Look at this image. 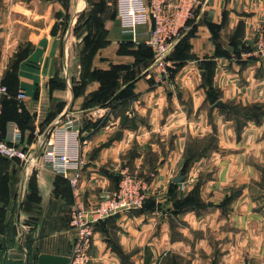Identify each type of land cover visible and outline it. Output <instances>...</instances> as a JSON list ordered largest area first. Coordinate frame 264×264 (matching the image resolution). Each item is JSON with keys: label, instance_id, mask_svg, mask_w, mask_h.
Returning <instances> with one entry per match:
<instances>
[{"label": "crops", "instance_id": "obj_1", "mask_svg": "<svg viewBox=\"0 0 264 264\" xmlns=\"http://www.w3.org/2000/svg\"><path fill=\"white\" fill-rule=\"evenodd\" d=\"M41 1L13 0L11 10L45 19L54 7L61 15L68 13L61 0L59 7L55 2L45 13L39 12L33 3ZM83 1L89 0H68L69 17H79ZM91 1L97 3L96 16H104L98 20L106 29L103 44L88 63L83 58L89 30L74 29V24L54 34V22L45 20V28L33 31L32 46L20 60L12 42L7 41L8 49L1 44L0 66L9 86L2 102L1 130L7 136L14 125L33 162L0 158L3 259L6 264H21L10 254L20 252L22 244L34 237L49 239L57 249L72 246L76 235L70 224L72 206L94 205L114 193L122 168L130 164L136 172L155 174L148 191L151 202L96 226L90 264H212L215 258L216 264H238L240 251L233 243L232 251L222 242L219 251L191 253L193 245L198 248L208 241L188 235L184 227L195 232L207 223L201 216L192 224L195 214L190 209L177 212L165 190L182 171L185 148L193 136L207 137L213 126L221 139L218 150L227 137L226 146L243 147L257 157L255 162L264 163V113L259 120L249 119L237 140L233 122L225 120L223 112L228 102L264 104V55L252 50L264 22V0H201L191 22L193 32L184 40L189 47L180 41L173 50L166 77L155 67L153 50L146 43L154 23L129 27L119 14L118 0ZM97 31L101 29H94V34ZM21 91L26 93L23 100ZM50 147L81 156L76 187L59 178L63 175L55 171L57 160ZM18 185L22 187L17 189ZM250 192L236 194L231 206L252 209ZM181 220L186 225L182 228L175 225Z\"/></svg>", "mask_w": 264, "mask_h": 264}, {"label": "rangeland", "instance_id": "obj_2", "mask_svg": "<svg viewBox=\"0 0 264 264\" xmlns=\"http://www.w3.org/2000/svg\"><path fill=\"white\" fill-rule=\"evenodd\" d=\"M55 2H58L59 7V0H43L33 4L38 5L39 12L45 13L46 10L54 7ZM14 3L13 0H0V47L3 42L8 49L7 41L12 42L10 47L16 50V58L32 46L33 31L45 28V20L48 23L53 21L52 29L56 30L59 28L70 29L71 24L75 25L74 29H82V31L89 29L94 31V29H101V26L106 27L105 24H100L98 20L104 16H96L97 3L90 2V0L80 2L78 7L82 17L79 15L77 18L75 15L73 19L65 17L70 13L71 2L61 3L65 9H68L66 15H59V8L54 7L51 11L52 16L48 19L38 15L20 16L11 10ZM111 7H113V4H111ZM111 17L109 15L110 20ZM256 35L252 50L258 54L256 52ZM0 71L2 72L1 66ZM252 105L254 104L244 105L239 103L237 105L228 102L223 107L224 119L233 122L235 139L237 138V140L242 139L243 131L248 124L247 121L253 118L247 117V107L250 106L249 112L251 115L252 113L263 114L264 104L256 103L255 105H258L255 107L256 109H252ZM240 115H245V117H239ZM259 119L260 115L257 117V120ZM218 138L220 141L216 126H213V130L207 137L198 138V136H193L191 142L185 148L184 162L180 165V170L182 169L185 179L181 183H175V188H171L174 182L173 180L170 181L169 187L165 191H173L174 207H178V204L180 207L184 205L192 206L187 208L195 214L192 224L199 223L201 216L207 223L202 229L197 228L195 232L190 227H184L188 235L198 238L202 236L208 241L199 244L198 248L197 245H193L192 254L193 252H207V250H204L205 248L212 253L219 251L218 247L221 246L222 242H227L228 251H232V249L230 250L232 243L235 247H238V251H240L238 264H264L262 255L264 251V163L255 162L254 160L257 157L252 153L249 154L247 150L243 151V147L234 149L231 146H226L227 137L223 138L224 145L218 150ZM216 150L218 151L214 152ZM242 153L243 155L237 156ZM201 158L203 159L198 163L197 161ZM187 159L188 166L184 171ZM126 166L124 165L122 169L128 168L131 172L133 171L147 183L150 191L151 180L154 179L155 174L153 175L152 171L151 173L136 172L132 165ZM177 175L178 173L175 176ZM116 181L119 187L121 176ZM20 187L22 185H18L17 189ZM243 191H251L249 199L251 200L252 209L249 211L246 207L240 205L236 208L231 206L236 194L240 195ZM216 208H219V210ZM175 225L180 228H182V225L186 226L182 220L175 222ZM218 260L215 258L212 260V264H216Z\"/></svg>", "mask_w": 264, "mask_h": 264}, {"label": "built area", "instance_id": "obj_3", "mask_svg": "<svg viewBox=\"0 0 264 264\" xmlns=\"http://www.w3.org/2000/svg\"><path fill=\"white\" fill-rule=\"evenodd\" d=\"M200 6L201 0H118L119 14L129 27L146 24L149 21L154 23L146 43L153 50L155 67L162 70L164 77L169 73L167 68L171 53L177 43L191 30V22L196 20ZM256 34V52L264 55V22ZM8 93V87L0 71V119L2 102ZM19 98L25 99L26 93L21 91ZM10 127L7 136L3 135L0 128V156L33 164L30 152L21 145V137L14 125ZM48 151L56 157L55 171L68 177L71 184L76 187L82 172L81 156H73L67 152L59 153L55 147L48 148ZM71 172L74 175L70 177ZM120 176L119 187L114 193L102 196L94 205L76 203L72 206L70 224L76 235L71 246L69 264H90V250L98 224L119 213L144 206L149 191L147 183L128 168L122 169Z\"/></svg>", "mask_w": 264, "mask_h": 264}, {"label": "water", "instance_id": "obj_4", "mask_svg": "<svg viewBox=\"0 0 264 264\" xmlns=\"http://www.w3.org/2000/svg\"><path fill=\"white\" fill-rule=\"evenodd\" d=\"M184 179L185 176L180 171L173 182L178 184ZM26 243L22 244L20 252L12 250L10 258L22 261L21 264H69L71 245L65 250L60 247L57 249L55 244L45 237H34ZM3 254L4 252L0 253V264H6Z\"/></svg>", "mask_w": 264, "mask_h": 264}, {"label": "trees", "instance_id": "obj_5", "mask_svg": "<svg viewBox=\"0 0 264 264\" xmlns=\"http://www.w3.org/2000/svg\"><path fill=\"white\" fill-rule=\"evenodd\" d=\"M63 3H66V2H68V0H61ZM59 15H61L60 13H59ZM81 16V15H80ZM66 18H68L69 19V13L65 16ZM82 17V16H81ZM101 24V23H100ZM103 25V24H102ZM104 29H106V28H104L103 26H101V32L98 34V31L97 32H95V34H94V32L92 31V30H90L89 29V34L87 35V37H86V42H87V49H86V52H85V54H84V58H83V60H84V62L85 61H87V63H88V61L89 60H91V57L93 56V54H94V52H95V50L99 47V46H101L102 44H103V42H104V37H105V34H104ZM78 30V29H77ZM193 29H191L190 30V32L189 33H187L180 41H183V46H187V47H189V43H187V41H184V40H186V38H188L189 36H190V34H192V31ZM56 29H53L52 30V32L55 34L56 33ZM98 34V37L96 38V35ZM180 41L177 43V45H176V47H175V50H176V48L178 47V45H179V43H180ZM182 43V42H181ZM150 47V46H149ZM26 52H28V50H26L23 54H21V56H17L18 57V60H20V59H22L23 57H24V55L26 54ZM170 58H171V55H170ZM84 67V66H83ZM16 68H17V65L15 64L14 65V67H13V69H15L16 70ZM84 71V73L86 72V74H87V70H86V68H85V70H83ZM4 83L7 85V87H8V90H9V86H8V84H7V82H6V79L4 78ZM256 106H258V105H252L251 106V108L252 109H256L255 107ZM264 106V105H263ZM225 107V106H224ZM248 109L246 110L247 111V116H249V117H255V118H257L259 115H261V114H257V113H252V115H251V113L249 112L250 111V106H248L247 107ZM263 113H264V111H263ZM243 116H245V115H243ZM2 126H4V124H3V119H2V114H1V119H0V128H2ZM0 158L1 159H5V160H8V161H10L9 159H7V158H5V157H2V156H0ZM5 162V161H4ZM187 166H188V159L186 160V162H185V170L184 171H186V168H187ZM61 180H63L67 185L69 184V185H72L71 184V181L69 180V179H67V178H65L64 176H62V178L61 177H59ZM3 179V178H2ZM57 180H59V179H57ZM58 182V181H57ZM175 186H176V184L175 183H173V187L171 186V188H175ZM170 188V189H171ZM169 193L172 195L173 194V191H169ZM151 202V201H150ZM149 202V197L146 199V202H145V204H144V206L142 207L143 209L146 207V205L148 204V203H150ZM152 205L154 206V201H152ZM200 207H201V205H199ZM190 207H192V206H186V205H184L183 207H180V205L178 204V207H175V210L178 212V210H184V209H187V208H190ZM194 208V207H193ZM141 209V208H140ZM4 214H6V213H2V215H3V217L5 216Z\"/></svg>", "mask_w": 264, "mask_h": 264}]
</instances>
